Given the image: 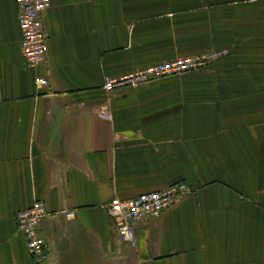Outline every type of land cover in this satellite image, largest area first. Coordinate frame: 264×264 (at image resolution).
<instances>
[{
  "label": "crops",
  "instance_id": "1",
  "mask_svg": "<svg viewBox=\"0 0 264 264\" xmlns=\"http://www.w3.org/2000/svg\"><path fill=\"white\" fill-rule=\"evenodd\" d=\"M42 20L31 69L16 2L0 0V264H33L15 213L34 201L50 264H264V0H51ZM221 49L199 70L102 87ZM179 182L187 195L119 235L114 199Z\"/></svg>",
  "mask_w": 264,
  "mask_h": 264
},
{
  "label": "built area",
  "instance_id": "2",
  "mask_svg": "<svg viewBox=\"0 0 264 264\" xmlns=\"http://www.w3.org/2000/svg\"><path fill=\"white\" fill-rule=\"evenodd\" d=\"M17 21L20 28V51L26 67L34 69L46 60L47 35L43 27V13L49 8L51 0H15ZM229 54L228 49L211 50L206 53L175 57L172 60L138 67L117 76L106 77L103 89L111 92L120 88H136L152 80L178 76L189 71L205 68ZM36 85L47 84L46 79L36 76ZM101 117L111 119L109 113ZM189 193L183 183L170 184L157 191L143 192L127 199H114L107 207L108 215L118 233L123 238L132 239L133 223L140 219L156 218L166 208L175 204ZM72 218V210L64 213ZM48 216L43 201H34L29 207L15 213L18 233L25 238L26 247L34 264H50V251L41 232V224Z\"/></svg>",
  "mask_w": 264,
  "mask_h": 264
},
{
  "label": "rangeland",
  "instance_id": "3",
  "mask_svg": "<svg viewBox=\"0 0 264 264\" xmlns=\"http://www.w3.org/2000/svg\"><path fill=\"white\" fill-rule=\"evenodd\" d=\"M18 232V231H17ZM22 235V234H21ZM120 235V234H119ZM23 236V235H22ZM121 236V235H120ZM24 237V236H23ZM122 237V236H121ZM123 238V237H122ZM25 239V238H24ZM34 264V263H33Z\"/></svg>",
  "mask_w": 264,
  "mask_h": 264
}]
</instances>
